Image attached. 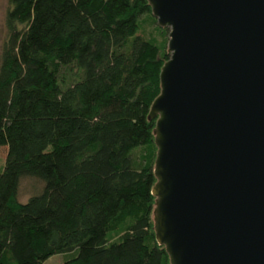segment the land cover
Segmentation results:
<instances>
[{
	"label": "trees",
	"instance_id": "16d2710c",
	"mask_svg": "<svg viewBox=\"0 0 264 264\" xmlns=\"http://www.w3.org/2000/svg\"><path fill=\"white\" fill-rule=\"evenodd\" d=\"M5 25L0 264H171L149 115L171 53L149 0H9ZM27 176L45 186L22 203Z\"/></svg>",
	"mask_w": 264,
	"mask_h": 264
},
{
	"label": "water",
	"instance_id": "95a60500",
	"mask_svg": "<svg viewBox=\"0 0 264 264\" xmlns=\"http://www.w3.org/2000/svg\"><path fill=\"white\" fill-rule=\"evenodd\" d=\"M170 28L155 230L171 264H264V0H149Z\"/></svg>",
	"mask_w": 264,
	"mask_h": 264
},
{
	"label": "rangeland",
	"instance_id": "374dc122",
	"mask_svg": "<svg viewBox=\"0 0 264 264\" xmlns=\"http://www.w3.org/2000/svg\"><path fill=\"white\" fill-rule=\"evenodd\" d=\"M9 8V0H0V63H1V53L3 44L7 38V29L5 25V19L7 10ZM168 29V35L170 33V28L166 27ZM146 35L148 37H151L153 35H156L158 38H161V36L158 34V32L155 30L154 25L148 24L146 26ZM64 74V72H63ZM68 77L69 74L67 72L64 74ZM69 78V77H68ZM5 154L6 149L0 148V166L5 163ZM44 182L38 178L35 177H24L21 180V188H20V201L22 203H26L32 196L40 194L44 189ZM69 255L67 254H56L47 259L43 264H61L63 261H65Z\"/></svg>",
	"mask_w": 264,
	"mask_h": 264
},
{
	"label": "crops",
	"instance_id": "0c3cea01",
	"mask_svg": "<svg viewBox=\"0 0 264 264\" xmlns=\"http://www.w3.org/2000/svg\"><path fill=\"white\" fill-rule=\"evenodd\" d=\"M0 148H5L6 149V154H5V159H6V156H7V148L6 147H0ZM4 165H5V163L4 164H2L1 166H0V171H2L3 170V168H4Z\"/></svg>",
	"mask_w": 264,
	"mask_h": 264
}]
</instances>
